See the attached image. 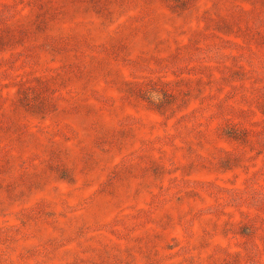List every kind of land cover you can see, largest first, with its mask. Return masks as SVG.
I'll use <instances>...</instances> for the list:
<instances>
[{
  "label": "rangeland",
  "instance_id": "374dc122",
  "mask_svg": "<svg viewBox=\"0 0 264 264\" xmlns=\"http://www.w3.org/2000/svg\"><path fill=\"white\" fill-rule=\"evenodd\" d=\"M0 264H264V0H0Z\"/></svg>",
  "mask_w": 264,
  "mask_h": 264
}]
</instances>
